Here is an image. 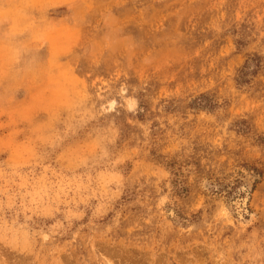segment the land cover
I'll use <instances>...</instances> for the list:
<instances>
[{
    "label": "rangeland",
    "instance_id": "1",
    "mask_svg": "<svg viewBox=\"0 0 264 264\" xmlns=\"http://www.w3.org/2000/svg\"><path fill=\"white\" fill-rule=\"evenodd\" d=\"M264 264V0H0V264Z\"/></svg>",
    "mask_w": 264,
    "mask_h": 264
},
{
    "label": "bare ground",
    "instance_id": "2",
    "mask_svg": "<svg viewBox=\"0 0 264 264\" xmlns=\"http://www.w3.org/2000/svg\"><path fill=\"white\" fill-rule=\"evenodd\" d=\"M112 264V263H111Z\"/></svg>",
    "mask_w": 264,
    "mask_h": 264
}]
</instances>
